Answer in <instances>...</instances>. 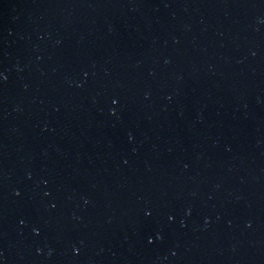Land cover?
<instances>
[{
    "label": "water",
    "instance_id": "obj_1",
    "mask_svg": "<svg viewBox=\"0 0 264 264\" xmlns=\"http://www.w3.org/2000/svg\"><path fill=\"white\" fill-rule=\"evenodd\" d=\"M0 264H264V0H0Z\"/></svg>",
    "mask_w": 264,
    "mask_h": 264
}]
</instances>
